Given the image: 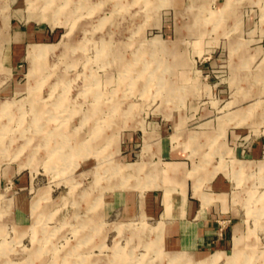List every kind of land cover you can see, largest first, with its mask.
Here are the masks:
<instances>
[{
	"label": "rangeland",
	"instance_id": "374dc122",
	"mask_svg": "<svg viewBox=\"0 0 264 264\" xmlns=\"http://www.w3.org/2000/svg\"><path fill=\"white\" fill-rule=\"evenodd\" d=\"M33 25L44 35L11 68L6 45ZM35 45L56 49L32 74ZM261 103L264 0H0V264H200L214 251L213 264H264ZM162 135L195 193L234 214L225 250L150 233L164 224L133 188ZM118 192L130 202L106 208ZM15 204L30 225L12 223Z\"/></svg>",
	"mask_w": 264,
	"mask_h": 264
},
{
	"label": "crops",
	"instance_id": "0c3cea01",
	"mask_svg": "<svg viewBox=\"0 0 264 264\" xmlns=\"http://www.w3.org/2000/svg\"><path fill=\"white\" fill-rule=\"evenodd\" d=\"M44 33V29L38 26H17L10 46L7 44L4 49V61L8 60V65L15 67L19 62V49ZM258 149V145L249 148L247 155L254 156ZM186 158V155L178 154L172 137H159L155 150L147 156V164L142 171L147 174L148 180L139 181L133 188L138 191L136 196L139 208L146 205L145 211L148 214L159 216L156 225L164 224L163 238L177 251L203 254L216 249L225 250L237 231L234 214L228 212L223 205L219 206L220 209L223 208L218 212L216 204L210 203L208 193H195L194 184L188 178L189 166ZM142 160H145L143 151L141 159L136 162ZM153 166L158 172L156 181L149 174ZM122 193L111 195L106 208L111 210L116 204L125 206L130 202V196ZM11 215L12 223L18 226L31 224L32 220L22 206L15 204Z\"/></svg>",
	"mask_w": 264,
	"mask_h": 264
},
{
	"label": "bare ground",
	"instance_id": "6f19581e",
	"mask_svg": "<svg viewBox=\"0 0 264 264\" xmlns=\"http://www.w3.org/2000/svg\"><path fill=\"white\" fill-rule=\"evenodd\" d=\"M44 14V13H43ZM44 16V15H43ZM7 22V21H6ZM53 22V21H52ZM46 47H50V48H48V49H46ZM56 46H48V45H41V46H38V45H35L34 47H33V49H32V55H33V61H32V66H31V69H30V73H34V72H38V70L40 69V68H42V63H43V56L45 55V54H47L49 51H55V48ZM139 69V68H138ZM258 102V101H257ZM256 102V103H257ZM255 103V104H256ZM261 104H263V105H261ZM261 104H259V108H263L264 109V103H261ZM254 107L257 109L258 107H256L255 105H253L252 106V108L251 107H249L248 108V110H253L254 109ZM8 108H9V104L7 103H5L4 105H2V109L3 110H5V111H8ZM9 123V122H8ZM8 123H4L3 124V126H7L8 125ZM5 139H6V137H5ZM134 167H132V169H133ZM244 169H245V166H244V164H240V165H238L237 166V171L238 172H241V171H244ZM195 183V182H194ZM197 192V191H196ZM34 227V226H33ZM150 231V233L151 234H153L154 236H157V238H158V240L160 239V238H162V233H163V231H164V228H163V225H158L157 227H155V228H153V229H151V230H149ZM241 238H242V236H240V234L239 235H236L235 236V246H236V252H238L239 253V251H237L238 250V245L241 243ZM176 253V252H175ZM237 253V254H238ZM237 254H236V256H237ZM221 256H222V254H221V252L220 251H214L207 259H205L204 261H201L200 262V264H202L203 262L204 263H206V264H213V263H215V261L216 260H218L219 258H221ZM183 258V257H182ZM184 259V258H183ZM187 260V259H186ZM190 261V260H189ZM177 263H179V261H177ZM203 263V264H204Z\"/></svg>",
	"mask_w": 264,
	"mask_h": 264
}]
</instances>
